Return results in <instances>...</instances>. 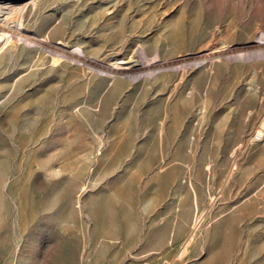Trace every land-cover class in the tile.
<instances>
[{
	"label": "rangeland",
	"instance_id": "374dc122",
	"mask_svg": "<svg viewBox=\"0 0 264 264\" xmlns=\"http://www.w3.org/2000/svg\"><path fill=\"white\" fill-rule=\"evenodd\" d=\"M0 264H264V0H37L0 42Z\"/></svg>",
	"mask_w": 264,
	"mask_h": 264
},
{
	"label": "bare ground",
	"instance_id": "6f19581e",
	"mask_svg": "<svg viewBox=\"0 0 264 264\" xmlns=\"http://www.w3.org/2000/svg\"><path fill=\"white\" fill-rule=\"evenodd\" d=\"M36 3L37 0H0V42L20 34L27 11Z\"/></svg>",
	"mask_w": 264,
	"mask_h": 264
},
{
	"label": "built area",
	"instance_id": "2783aa9c",
	"mask_svg": "<svg viewBox=\"0 0 264 264\" xmlns=\"http://www.w3.org/2000/svg\"><path fill=\"white\" fill-rule=\"evenodd\" d=\"M256 138H258V135H256Z\"/></svg>",
	"mask_w": 264,
	"mask_h": 264
}]
</instances>
